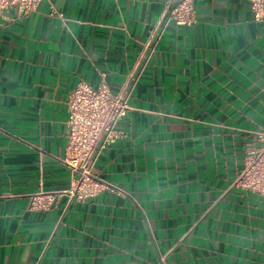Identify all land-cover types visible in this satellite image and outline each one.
<instances>
[{"label":"crops","instance_id":"1","mask_svg":"<svg viewBox=\"0 0 264 264\" xmlns=\"http://www.w3.org/2000/svg\"><path fill=\"white\" fill-rule=\"evenodd\" d=\"M166 1L0 16V264H264V196L236 183L264 131L250 0H195L194 25L168 26L94 168L123 193L69 197V95L102 79L118 91ZM48 191L53 207L30 208Z\"/></svg>","mask_w":264,"mask_h":264},{"label":"built area","instance_id":"2","mask_svg":"<svg viewBox=\"0 0 264 264\" xmlns=\"http://www.w3.org/2000/svg\"><path fill=\"white\" fill-rule=\"evenodd\" d=\"M42 1L0 0V16L12 7H17L22 15H28L36 11ZM250 2L254 20L264 22V0ZM49 15L65 19V14L53 4ZM196 22L195 0L166 1L118 91L114 92L104 79L97 87L80 81L71 91L67 101L69 118L64 161L79 172L75 185L68 191L71 200H86L104 189L123 193L94 175L96 163L108 145L119 137L115 127L131 108L130 100L136 85L168 26H192ZM101 74L104 77L105 74ZM257 137L261 144L246 155L245 166L236 183L245 190L264 196V131L258 132ZM61 193L48 191L36 194L30 208L49 209Z\"/></svg>","mask_w":264,"mask_h":264}]
</instances>
